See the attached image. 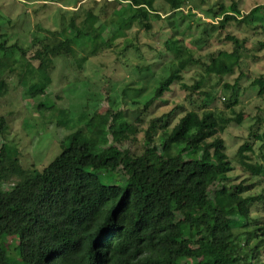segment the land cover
Segmentation results:
<instances>
[{
  "label": "trees",
  "instance_id": "1",
  "mask_svg": "<svg viewBox=\"0 0 264 264\" xmlns=\"http://www.w3.org/2000/svg\"><path fill=\"white\" fill-rule=\"evenodd\" d=\"M163 1L171 14L182 15L187 0ZM90 3L93 6L86 10L84 21L78 24L72 18L62 29L61 39L33 42L38 49L30 59L38 62L34 70L39 72V81L29 86V97L46 92L55 59L76 57L75 48L88 50L77 61L82 68L91 57L113 48V42L126 37L135 25L149 34L156 21L172 18L160 15L156 0H115L112 4L105 0L100 7L96 0ZM259 10H252L249 16ZM206 16L220 19L215 28L221 30L229 23H248L250 18L241 14L235 2L209 9ZM180 26L177 21L168 23L174 35L164 45L173 58L172 70L160 81L145 109L180 82L187 68L199 66L206 77L202 76L192 87L182 85L188 92L187 100L194 106L189 111L179 108L184 114L170 132L174 111L150 121L145 146L139 154L130 149L119 150L114 144L108 146L113 142L123 144L133 135L132 125L121 113L108 118L98 134L89 121L91 129L86 133L79 129L68 135L60 155L34 173L19 169L17 160L9 159L6 145H0V241L5 237L16 241L15 251L21 264H262L264 227L256 226L252 209L264 204V192H252L255 184L245 185V181L226 184L233 168L221 135L232 122L241 123L244 115L224 118L210 111L209 104L199 109L195 106L201 98L213 100L204 90L212 76L221 80L240 67L245 41L227 35L224 40L232 46L231 51L220 50L202 61L196 59L193 49L205 43L207 30L198 23L200 36L186 40L193 33V25L183 31ZM106 32L111 37L106 39ZM2 39L0 35V54L8 52ZM185 40L191 47L185 45ZM260 44L264 48V43ZM18 48L26 57L28 51ZM131 52L133 59L142 61L157 50L151 44L142 45L136 36L128 42L119 61L127 60ZM253 86L259 88L258 96L264 100V76L256 79ZM230 90L231 97L224 103L227 109L238 103L237 90ZM6 94V83L0 80V100ZM135 126L134 133L139 131ZM159 130L161 145L157 147L154 137ZM8 131V121L0 115V140ZM99 142L105 148H97ZM252 151V145L245 144L236 158L243 171L260 177L264 167L253 165L245 155ZM117 173L122 174L125 186L99 178ZM217 183L222 186L212 193ZM9 257L0 243V264L18 263Z\"/></svg>",
  "mask_w": 264,
  "mask_h": 264
},
{
  "label": "rangeland",
  "instance_id": "2",
  "mask_svg": "<svg viewBox=\"0 0 264 264\" xmlns=\"http://www.w3.org/2000/svg\"><path fill=\"white\" fill-rule=\"evenodd\" d=\"M96 1L98 7L105 4V0ZM114 1L107 0L110 4ZM90 2L91 0L81 3L77 0H0V35L8 48V52L0 54V80L7 86L6 96L0 100V115L6 117L9 125V131L0 140V145H6L9 159L17 160L19 169L25 168L34 173L35 170L48 166L60 155L62 142L68 135L79 129L86 133L91 129L89 121L95 126L93 131L98 134L107 119L117 113H121L133 128V135L123 144H108H114L119 150L130 149L136 154L142 152L150 121L174 111L168 130L170 132L184 111H189L194 106L187 100L188 92L182 85L192 87L202 76L206 77L200 67L187 68L181 74L182 80L175 83L148 110L145 109V103L154 97L160 81L167 78L172 70L173 58L164 45L166 39L174 35L168 28V23L180 22L181 31L186 30L190 24L193 25V33L186 40L200 36V28L196 30L199 23L201 29L207 30L208 37L205 43L194 46L196 59L207 61L212 53H219L220 50L230 52L232 46L224 40L227 35L245 41L240 67L221 80L212 76L204 90L213 100L201 98L195 106L199 109L203 104H209L210 111L224 118L244 115L241 123L232 122L221 135L233 168L228 174L231 180L226 184L239 185L245 181V185L255 184L252 192H264V174L254 177L250 172L243 171L236 158L239 148L250 144L253 151L245 155L249 156L253 165L264 167V100L258 96L259 88L253 86L256 79L264 76V48L260 44L264 43V0H187L182 15L171 14L169 6L163 0H156L155 8L162 17H172L170 21L168 18L156 21L149 34L135 25L126 37L113 42V48L91 57L82 68L77 61L85 57L88 50L82 51L75 46L77 58L55 59L54 70L50 73L51 84L46 92L35 98L29 97V86L39 81V72L34 70L38 62L30 59L38 49L32 45L33 42L44 38L61 39L62 29L72 18L78 24L84 21L86 10L92 5ZM233 2L238 5L243 16L250 17L248 23H229L224 30L216 29L220 19L207 18L206 12L209 9L217 10L220 5L231 6ZM256 8L260 9L259 12L249 16ZM190 14L193 16L190 17ZM65 34L69 36L68 32ZM136 36H139L142 45L155 46L157 52L147 54L142 61L133 59L131 52L127 60L121 58L119 61L128 42L134 41ZM104 37L107 39L111 35L106 32ZM186 40L185 45L191 47ZM13 46L17 48H11ZM18 47L28 51L26 57L22 56ZM144 49L147 51L146 47ZM225 85L237 90L238 103L232 109H227L224 105L231 97V88H225ZM139 118L142 120L137 124ZM135 125L139 129L136 133ZM108 134V140H113L110 131ZM85 135L90 137V134ZM161 136L159 130V134L154 137V145L157 147L161 145ZM99 146L104 147L101 143L97 148ZM172 152L175 154V150ZM105 177L101 175L99 178L105 183L125 186L121 173ZM221 186V183H217L212 187V193ZM4 189H8V186H4ZM252 218L258 221L257 227H264V204L252 209ZM261 234L259 231V235ZM0 243L7 250L9 258L18 262L16 264H21L15 251L16 241L5 237ZM260 259L264 264V253Z\"/></svg>",
  "mask_w": 264,
  "mask_h": 264
}]
</instances>
